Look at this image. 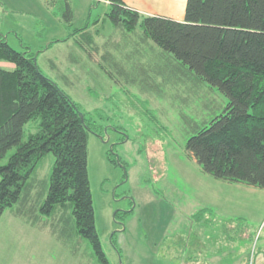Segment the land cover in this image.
Masks as SVG:
<instances>
[{
	"label": "rangeland",
	"instance_id": "obj_1",
	"mask_svg": "<svg viewBox=\"0 0 264 264\" xmlns=\"http://www.w3.org/2000/svg\"><path fill=\"white\" fill-rule=\"evenodd\" d=\"M65 2L0 0V34L17 51L37 53L43 74L95 129L88 173L109 263L264 264V188L216 178L186 149L224 112L228 97L145 40L141 26L116 27L108 1L69 0L71 23ZM25 129L36 131L35 123ZM54 161L45 156L27 207L17 203L0 218V264H99L69 211H40Z\"/></svg>",
	"mask_w": 264,
	"mask_h": 264
},
{
	"label": "trees",
	"instance_id": "obj_2",
	"mask_svg": "<svg viewBox=\"0 0 264 264\" xmlns=\"http://www.w3.org/2000/svg\"><path fill=\"white\" fill-rule=\"evenodd\" d=\"M104 1L116 27L135 31L141 26L145 40L228 97L224 112L188 139L190 156L216 178L264 188V0H187L184 21L140 14L122 0ZM63 15L72 22L69 0ZM87 34L80 33L94 44ZM36 55L17 51L0 34V61L10 64L0 66V161L15 148L0 165V218L17 203L27 207L37 171L53 154L40 211H69L67 219L99 264H110L96 228L88 173V136L95 129L71 97L43 74ZM31 121L36 131L26 132Z\"/></svg>",
	"mask_w": 264,
	"mask_h": 264
},
{
	"label": "crops",
	"instance_id": "obj_3",
	"mask_svg": "<svg viewBox=\"0 0 264 264\" xmlns=\"http://www.w3.org/2000/svg\"><path fill=\"white\" fill-rule=\"evenodd\" d=\"M122 1L126 7L131 8L143 15L163 16L177 21H184L185 19L187 0H122ZM195 233L197 234V231L194 232V234ZM195 257H196L195 254H192V256H190L189 258L191 259Z\"/></svg>",
	"mask_w": 264,
	"mask_h": 264
},
{
	"label": "water",
	"instance_id": "obj_4",
	"mask_svg": "<svg viewBox=\"0 0 264 264\" xmlns=\"http://www.w3.org/2000/svg\"><path fill=\"white\" fill-rule=\"evenodd\" d=\"M81 116H82V113H81Z\"/></svg>",
	"mask_w": 264,
	"mask_h": 264
}]
</instances>
